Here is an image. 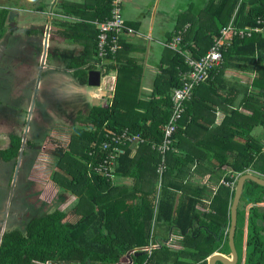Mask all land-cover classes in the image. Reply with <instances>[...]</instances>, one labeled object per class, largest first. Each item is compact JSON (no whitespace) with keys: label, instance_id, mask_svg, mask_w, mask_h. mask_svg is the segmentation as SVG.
Listing matches in <instances>:
<instances>
[{"label":"trees","instance_id":"1","mask_svg":"<svg viewBox=\"0 0 264 264\" xmlns=\"http://www.w3.org/2000/svg\"><path fill=\"white\" fill-rule=\"evenodd\" d=\"M107 7L110 11L109 2ZM233 15L239 27H263L264 0H210L200 15L192 11L189 16H181L176 32L187 23L190 28L180 35L181 48L179 44L178 51L171 49L164 56L165 67L156 77L148 100L141 97L143 72L138 71L134 60L129 65L113 67L119 70V77L112 103L96 101L88 114L76 119L69 144H59L52 152V180L60 191L74 195L76 200L68 211L56 209L32 217L25 232L16 229L4 233L0 264H208L216 252L231 254L228 229L235 187L221 184L212 196L206 187L186 180L192 165H198L199 172V164L206 160L217 163L215 169L208 171L224 182L236 185V176L247 172L264 178V143L252 136L256 128L264 129V60L254 59L258 51L264 50V39L259 33L234 41L227 52L223 50L222 66L211 69L209 82L198 85L192 99L185 102L175 135L177 141L166 153L165 186L158 196L155 181L163 159L153 146L162 143L163 129L171 115L172 93L182 87V74L191 70L186 58L204 57ZM260 20L263 21L259 23ZM120 44L121 49L110 60L118 61L123 41ZM231 62L240 67L245 62L256 66L258 78L253 86L260 94L243 98V107L252 112L251 116L230 109L217 126L215 104H211L214 101L205 99L200 92H210L211 87L224 82L223 68ZM77 76L82 84H87L86 72H77ZM124 131L140 134L144 142L135 149L130 144L115 143L113 133ZM201 136L206 140H199ZM104 142L120 149L111 170L114 178L96 170L112 151L102 149ZM22 146L21 136L10 135V145L0 150V158L4 162L18 160ZM124 178L132 182H121ZM206 196L212 198L206 206L209 211L198 208ZM261 203L264 187L246 181L234 236L239 264L243 260L246 220L244 264H264V207L258 206ZM250 204L253 206L246 217L245 209ZM154 224L159 228L155 239L158 236L163 241L149 257L141 250L150 244ZM171 231L182 236V248L174 250L164 243Z\"/></svg>","mask_w":264,"mask_h":264},{"label":"crops","instance_id":"2","mask_svg":"<svg viewBox=\"0 0 264 264\" xmlns=\"http://www.w3.org/2000/svg\"><path fill=\"white\" fill-rule=\"evenodd\" d=\"M108 2L110 3L109 0H0V120L2 122L0 142L7 134V140L3 142L4 144L1 143L0 150L6 149L10 145V135L12 134H18L23 138L22 135H25V132L27 136L30 132H33L38 137L35 132H38L41 128L47 132L48 130L56 131L57 128L61 130V127H57L58 124L69 125L72 123L73 127L78 116L88 114L96 101L103 102L104 105H110L114 99L119 77V70L113 69V67L120 68V66L129 65L130 60H134L138 66V71L143 72L140 88L141 97L143 100H148L154 92L156 77L165 67L163 66L164 56L169 50L171 51V48H168L169 43L173 42L179 32L182 31L183 34L184 30L190 28V24L187 23L179 32H176V26L181 16L185 14L189 16L192 11L195 15L201 13L196 12L191 0H124L122 4L123 19L126 26L134 30V33H126L122 36L123 49L120 57L117 58L118 61L105 60L101 62L102 60L99 59L95 46V43L98 45L99 36L96 22H103L110 18L111 9L110 11L107 9ZM209 2L210 0H205L204 8ZM234 19L235 15L232 16L227 25ZM239 28L243 29L242 27ZM244 28H257V26H245ZM257 30L258 32L253 31L251 36L233 37L231 44L223 47L224 51L227 52L232 48L234 41L250 39L255 33H259L264 39V26L258 27ZM220 32L217 38L220 37ZM258 58L264 60V50L262 53L260 51L256 53L254 59L258 61ZM240 65L242 67L238 64L233 65L231 62V65L223 68L224 82H219L211 87L210 92L207 90L200 92V95L205 99L210 97L211 102L214 101V103H211L215 104L216 108L214 125H221L227 117V111L230 109H238L245 115H252L249 109L243 107V98L249 94H260L259 89L253 86V82L258 78V72L256 66L251 62ZM16 71L17 73L14 76L13 73ZM96 71L100 72L101 75L100 85L106 78V84H109L107 89L102 88V86L99 88L100 85L91 86L89 84L91 72ZM77 72L87 73V84L81 83ZM11 74L13 76L10 78ZM210 79L208 77L202 83H207ZM88 86L91 88H88ZM112 86L114 88L109 89ZM16 94L19 98L23 97L22 105L27 104L26 114L29 111V119L27 115L26 119L16 117V115H19L17 112L21 109L20 105L17 106L20 100L18 103L13 100ZM9 104L14 108L12 119L6 118L1 112L7 113ZM24 120H29V125L23 124ZM32 120H36L42 127L38 124L30 129ZM27 128L29 130L28 134ZM252 136L259 139V142L264 143V129L262 127L256 128L252 132ZM199 140L205 141L206 137L201 136ZM236 140H239V137H236ZM31 141L27 140L29 144L35 143L36 145L37 141ZM26 146L23 138L22 154L18 160L4 162L0 158L2 161L0 169L6 173L14 167L20 168L22 161L24 164L26 161L31 162L28 170L30 183L27 182L22 192L27 201L33 199L36 195L40 196L38 198L42 200V197L51 195L54 190H56V194L59 193L60 189L53 180L45 183V187L39 193L42 197L32 191L33 182L36 181L35 177L32 176L33 172L36 171L34 165L36 155H33L32 152L37 151L30 148L26 149ZM186 148L189 149V145ZM199 165L201 166L199 172H197L199 166L192 165L191 175L187 176L186 181L206 187L213 196L223 182V178L219 179L217 176H212L208 171L209 169H215L217 163L206 160ZM226 168L224 167V170ZM242 175L244 174L236 176L235 189L238 178ZM50 176L52 178V174ZM165 179L164 174L162 187L159 188V176L157 174L155 181L157 196L165 186ZM121 182L128 185L132 182V179L124 178ZM15 184L16 181L12 187V182L9 183L11 190H8V192L11 199H13ZM178 194L180 196L181 192H178ZM67 195L73 196L74 201L76 200L74 195ZM211 200L212 198L208 196L202 198V203L198 208L209 211L210 209L206 206L209 205ZM248 206V209L246 207L248 210L246 217H248L249 209L253 205ZM258 206L264 207V203L258 204ZM4 222L5 225L8 223V214L5 215ZM245 226L243 264L246 257L247 220ZM158 230V226L154 224L150 244L144 247L149 248L156 245V248H153L151 252L143 251L144 248L141 250L149 257L163 241L158 236L155 239V233H158ZM181 237L171 231L164 243L174 250L180 249L182 248ZM215 254H219V252L213 255Z\"/></svg>","mask_w":264,"mask_h":264},{"label":"built area","instance_id":"3","mask_svg":"<svg viewBox=\"0 0 264 264\" xmlns=\"http://www.w3.org/2000/svg\"><path fill=\"white\" fill-rule=\"evenodd\" d=\"M111 4V15L110 18L103 22H96L98 24L99 36L97 52L98 57L103 61L110 60L111 57H115L117 52L121 49L120 40L122 36L126 33L133 34L134 30L126 26L123 14H122V4L124 0H109ZM262 22L261 20L259 23ZM186 31V30H184ZM253 31H257V28H243L240 29L235 25L234 20L220 32V37L214 42V45L210 48L208 53L200 58V60L190 59L187 57V63L191 70L187 74H182L183 85L182 87L174 89L172 93V108L169 121L165 124L163 129V140L159 146H153L162 155L163 161L158 165L157 174L159 176V188L162 187L163 175L166 172L167 164L165 162L166 153L172 151L174 144L177 139L175 137L176 132L179 128V123L185 112V102L189 101L193 97L194 89L204 82L208 76L211 69L218 67L223 58V47L229 46L231 44L232 38L239 36L241 38L245 36H251ZM182 32L174 38L173 42L169 43L168 48L178 51V45L181 42ZM114 59V58H113ZM113 133V132H112ZM115 143L130 144L135 149L140 143L144 142V139L140 134H134L127 131L122 133H113ZM102 149L112 150L107 158L104 159L97 167L96 170L99 172H104L105 175L114 178L112 175V167L115 165L120 149L117 146H113L111 143L104 142L102 144ZM226 186L235 187V182H222ZM156 245H152L149 248H144L143 251L151 252Z\"/></svg>","mask_w":264,"mask_h":264},{"label":"rangeland","instance_id":"4","mask_svg":"<svg viewBox=\"0 0 264 264\" xmlns=\"http://www.w3.org/2000/svg\"><path fill=\"white\" fill-rule=\"evenodd\" d=\"M191 2L194 8L196 9L197 13L204 10L205 0H191ZM16 73L17 71L14 72L13 75L15 76ZM13 75L11 74L10 78ZM101 86L102 88L105 87L104 89L108 88L109 84H106V78L104 79V82L99 86V88H101ZM88 88L91 87L88 86ZM113 88L114 86H112V88L110 87L109 89H113ZM14 97H15L13 98L14 102L16 101V103H18V101L20 100L17 106L20 105L21 108L19 112H17L19 115H16L14 113V116L16 115V117H22L23 119H26V115H27V118L29 119L30 118V116L28 117V114L30 115L29 111L28 114H26L27 104L25 106L21 104V102H23L22 101L23 97L19 98L17 94L16 96L14 95ZM12 110H14V108L11 106V104H9L8 112L7 113L4 111L1 112L4 116H6V118L12 119L13 116ZM0 119H1V115H0ZM23 124L29 125V120L28 121L24 120ZM38 124L39 123L36 120H32L30 129H32L33 126H37ZM1 125L2 122L0 120V127ZM39 126L41 125L39 124ZM57 127H61V130L57 128L56 131L48 130L46 132L43 128L39 129L38 131L39 133L35 132L37 133L38 137H36L35 134H33V132L29 133V130L27 128V134L29 133L28 134L29 136L26 135V132L24 133L25 135H22L24 138V143L25 145H27L26 149L30 148L31 150L37 151V152H32L33 155H36V159H35L36 164L34 163L36 171H34L32 174L33 178L35 177L34 179L36 181L33 182L34 185L32 191L38 195H41L39 193H41L42 189L45 187V183H49V180H52L50 176L52 174L53 165H54L52 152L55 150V148L58 146L59 143L66 145L69 142V139L72 134V128H73L72 123L69 125L58 124ZM6 135L7 134H5L4 137L1 139L2 142H0V147H1V143L4 144L3 142L7 140ZM28 139L32 141H37L36 145L35 143H33V145L29 144V142H27ZM1 162L2 161L0 160V163ZM30 164H31L30 161H26L25 164L22 161V165L20 168L14 167V169H11L6 173L2 169H0V175L1 172L3 171V174L0 176V238H2L4 233L16 229L25 232L26 224L31 219V217H41L55 211L56 209L68 211L70 206L74 202V197L67 195L69 193L66 192L65 195L63 191H59V193L56 194V190H54V192L52 191L51 195L45 197H42L41 195L42 200L38 198L40 196H37L35 194L37 196L36 197L34 195L36 198L33 197V199L27 201L25 196L22 195V192L27 182L30 183L28 176V170L30 168ZM15 181L16 184L12 196L13 199H11V196L9 195L10 193L8 192V190H11V188L9 187V183L12 182V187H13V183ZM9 198L10 200H8ZM241 207L242 205H240V208ZM248 207L249 206H247V209ZM247 209H246V213H248ZM6 214H8V223L6 224L7 226L5 225L4 222V217Z\"/></svg>","mask_w":264,"mask_h":264},{"label":"water","instance_id":"5","mask_svg":"<svg viewBox=\"0 0 264 264\" xmlns=\"http://www.w3.org/2000/svg\"><path fill=\"white\" fill-rule=\"evenodd\" d=\"M100 72H91L89 76V84L91 86H99L100 85ZM23 147V146H22ZM252 180L253 182L261 185L264 187V178H261V176H257L253 173H246L238 178L237 181V187L235 189V195L233 199V203L230 210L231 215V223L229 228V248L231 251L232 260L228 259L227 257L221 255V254H215L209 257L208 264H217L220 262L221 264H237L239 255L235 247V238L237 231V222H238V208L239 203L241 200V196L244 190V186L246 181Z\"/></svg>","mask_w":264,"mask_h":264},{"label":"flooded vegetation","instance_id":"6","mask_svg":"<svg viewBox=\"0 0 264 264\" xmlns=\"http://www.w3.org/2000/svg\"><path fill=\"white\" fill-rule=\"evenodd\" d=\"M219 254H221V255H223V256H225V257H227L228 259H230V260H232V256H231V254H224V253H219ZM239 255V254H238ZM239 260L240 259H238V262H237V264H239ZM217 264H221L220 262H218Z\"/></svg>","mask_w":264,"mask_h":264}]
</instances>
